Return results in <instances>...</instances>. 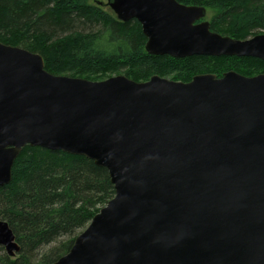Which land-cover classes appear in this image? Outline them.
Here are the masks:
<instances>
[{"label": "water", "instance_id": "95a60500", "mask_svg": "<svg viewBox=\"0 0 264 264\" xmlns=\"http://www.w3.org/2000/svg\"><path fill=\"white\" fill-rule=\"evenodd\" d=\"M136 21L152 56L264 62V34L210 30L176 0H94ZM104 168L114 196L52 264H264V74L190 82L55 76L41 55L0 42V187L26 147ZM8 257L20 247L0 221Z\"/></svg>", "mask_w": 264, "mask_h": 264}, {"label": "trees", "instance_id": "16d2710c", "mask_svg": "<svg viewBox=\"0 0 264 264\" xmlns=\"http://www.w3.org/2000/svg\"><path fill=\"white\" fill-rule=\"evenodd\" d=\"M176 1L210 9V30L221 36L246 40L264 33V0ZM105 8L94 0H0V42L41 55L52 75L94 82L106 72L137 83L153 76L187 83L202 74H264V62L250 57L148 55L140 25L121 23ZM113 196L107 171L92 161L26 146L11 182L0 187V221L20 251L11 258L0 246V264L57 261Z\"/></svg>", "mask_w": 264, "mask_h": 264}, {"label": "rangeland", "instance_id": "374dc122", "mask_svg": "<svg viewBox=\"0 0 264 264\" xmlns=\"http://www.w3.org/2000/svg\"><path fill=\"white\" fill-rule=\"evenodd\" d=\"M102 2H104L105 3V0H102ZM105 10H107V8H105ZM109 11V10H108ZM206 13H207V15H206V19L205 20H207V21H209L210 22V19H211V16H212V12L210 11V9H207V11H206ZM262 34H264V33H262ZM248 39V38H247ZM118 75H121V76H125L124 74H122V72L121 73H115V72H106V74L104 75V78L105 79H103V80H106V79H108V78H110V77H113V76H118ZM168 78H164V79H168V80H171V81H174V80H172L171 79V77L170 76H167ZM247 77V76H246ZM175 82H179V81H175Z\"/></svg>", "mask_w": 264, "mask_h": 264}, {"label": "flooded vegetation", "instance_id": "af4514ba", "mask_svg": "<svg viewBox=\"0 0 264 264\" xmlns=\"http://www.w3.org/2000/svg\"><path fill=\"white\" fill-rule=\"evenodd\" d=\"M209 22V21H208Z\"/></svg>", "mask_w": 264, "mask_h": 264}]
</instances>
